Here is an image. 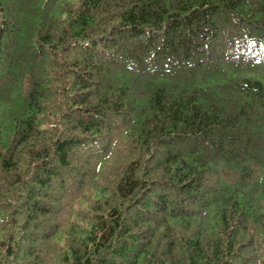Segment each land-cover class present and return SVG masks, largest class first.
<instances>
[{
    "label": "trees",
    "instance_id": "16d2710c",
    "mask_svg": "<svg viewBox=\"0 0 264 264\" xmlns=\"http://www.w3.org/2000/svg\"><path fill=\"white\" fill-rule=\"evenodd\" d=\"M0 264H264V0H0Z\"/></svg>",
    "mask_w": 264,
    "mask_h": 264
},
{
    "label": "rangeland",
    "instance_id": "374dc122",
    "mask_svg": "<svg viewBox=\"0 0 264 264\" xmlns=\"http://www.w3.org/2000/svg\"><path fill=\"white\" fill-rule=\"evenodd\" d=\"M118 5H119V4H118ZM118 5H116V6H118ZM117 9H118V8H115V6H111L110 9L108 10V12H106V13H100V14H98V16H99L101 19H103V18H105V17H106L107 15H109V14H117ZM102 11H103V10H101L100 12H102ZM105 22H108V19H107ZM49 122H50V124H51V123H53V120L50 119ZM113 148L115 149V151H116L117 154H118V153H120V154L125 153V150H121L120 143L117 142V141H116L115 146H114ZM224 173H226V172H224ZM226 174H227V173H226ZM226 178H227V179L230 178L229 174L226 175ZM74 207L76 208L77 205L75 204ZM68 218H69V217H67L66 220H68ZM66 223H67V221L65 222V224H66Z\"/></svg>",
    "mask_w": 264,
    "mask_h": 264
}]
</instances>
